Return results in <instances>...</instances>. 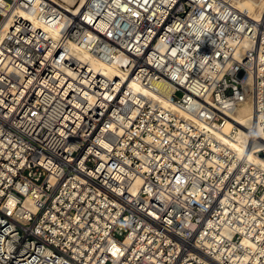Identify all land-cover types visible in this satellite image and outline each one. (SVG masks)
Masks as SVG:
<instances>
[{
  "label": "built area",
  "instance_id": "2783aa9c",
  "mask_svg": "<svg viewBox=\"0 0 264 264\" xmlns=\"http://www.w3.org/2000/svg\"><path fill=\"white\" fill-rule=\"evenodd\" d=\"M245 104L264 161V20L232 0H0V264H264Z\"/></svg>",
  "mask_w": 264,
  "mask_h": 264
},
{
  "label": "bare ground",
  "instance_id": "6f19581e",
  "mask_svg": "<svg viewBox=\"0 0 264 264\" xmlns=\"http://www.w3.org/2000/svg\"><path fill=\"white\" fill-rule=\"evenodd\" d=\"M66 2H72V0H65ZM233 5L246 12L248 16L255 20L262 21L264 20V0H232ZM240 49V48H238ZM94 65L102 68L103 72L107 75L123 78L124 71L121 70L116 64L115 61H107V62H99L95 61ZM129 87L135 89L146 96H152V92L147 89L140 87L135 82H130ZM163 107L169 112H177V107L171 101H164ZM236 122L238 125V129L232 133V139H230V146L237 150L240 154H243V157H248L249 160L254 162H260L264 165V161H261L257 156H255L250 151L251 144L255 147L260 146L259 141L256 140L253 142V136H247L244 134V127L242 125L249 124L251 122L252 129H256V116L254 111H252V107L249 104H245L241 106V108L236 113ZM230 129L229 125L224 126L223 132L227 133Z\"/></svg>",
  "mask_w": 264,
  "mask_h": 264
}]
</instances>
